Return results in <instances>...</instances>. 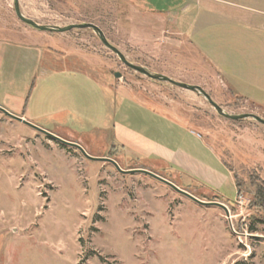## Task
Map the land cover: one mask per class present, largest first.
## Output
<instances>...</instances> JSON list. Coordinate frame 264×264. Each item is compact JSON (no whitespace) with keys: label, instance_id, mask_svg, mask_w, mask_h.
<instances>
[{"label":"rangeland","instance_id":"obj_1","mask_svg":"<svg viewBox=\"0 0 264 264\" xmlns=\"http://www.w3.org/2000/svg\"><path fill=\"white\" fill-rule=\"evenodd\" d=\"M17 2L44 27L94 24L133 65L248 116L220 115L198 90L127 67L91 28L37 29L17 17L14 0H0V58L10 65L5 80L25 86V118L119 168L0 111V264H264V207L254 200L264 190V123L250 116L264 120V110L226 92L171 16L132 0ZM133 97L184 119L198 138L159 136L160 120ZM115 121L162 144L179 167L148 158L149 144L140 153L115 145Z\"/></svg>","mask_w":264,"mask_h":264},{"label":"crops","instance_id":"obj_2","mask_svg":"<svg viewBox=\"0 0 264 264\" xmlns=\"http://www.w3.org/2000/svg\"><path fill=\"white\" fill-rule=\"evenodd\" d=\"M132 2L144 7V12L171 16L174 24H180L179 27L176 26L178 29L189 31V43L208 64L211 72L220 79L226 92L264 110V0H132ZM7 60L5 57L0 58L2 95L0 106L28 121L25 118V110L22 109L25 107L27 93L25 86L19 88L16 87L19 81L5 80L10 67ZM55 60L60 61V58ZM39 63L37 53L28 57L23 68L26 79L33 75ZM133 99L147 114L160 120V124L155 126L159 136L175 138L174 133L187 136L186 132L196 136L179 116H168L155 111L138 98ZM21 103L24 105L21 106ZM7 107H12V112ZM113 130L115 145L138 152V149L141 150L143 146L149 144L147 149L144 148L148 158H156L177 166L164 156L166 147L154 139L151 140L152 137L149 139L150 136L147 137L122 122H116ZM206 149L210 151L208 156L211 159L220 162L210 147L207 146ZM183 152L186 153L184 156L191 157L185 150Z\"/></svg>","mask_w":264,"mask_h":264},{"label":"water","instance_id":"obj_3","mask_svg":"<svg viewBox=\"0 0 264 264\" xmlns=\"http://www.w3.org/2000/svg\"><path fill=\"white\" fill-rule=\"evenodd\" d=\"M14 10H15V14L17 15V17H18L21 21H23V22H25V23H27V24H29V25H32L33 27H35V28H37V29H41V30H43V29H50V30H58V31H60V32H63V31L70 30V29H72V28H91L93 31H95V32L98 34L99 39L101 40V42L103 43V45H104L105 47H107L108 49H110L111 51H113V52L119 57V59L121 60V62H122L124 65H126L127 67H129V68H131V69H133V70H135V71H137V72H139V73H142V74H144V75H146V76H148V77H150V78H153V79H159V80L167 81V82H169V83L175 84V85H177V86H179V87L186 88V89H189V90H198L202 95H204V96L206 97V99L208 100V102L214 107V109L216 110V112H217L218 114H220V115H224V116H226V117H228V118H231V119L244 118V117H247V116H248L247 114H243V115L241 114V115H236V116L225 114V113L220 109V107L217 106V105H216V104L210 99V97H209V96L203 91L202 88H200V87H198V86L187 85V84H184V83H182V82L173 81L172 79H170V78H168V77H165V76H163V75H159V74H150V73H149L148 71H146L144 68H142V67H140V66H137V65H133L132 63L128 62V61L124 58V56L120 53V51H119L118 49H116L114 46H112L110 43H108V41H106V40L104 39V37H103L102 33L100 32V30H99L98 27L95 26L94 24H91V23L77 24V25L72 24V25H68V26H66V27H61V28H58V29H56V28H48V27H44V26L38 25V24L35 23L34 21H32V20H30V19H27V18L23 17V16L21 15L19 9H18V2H17V0H14ZM114 76H115V77H118V76H120V74H119V73H115ZM0 111H1L2 113H4L5 115H7V116H9V117H11V118H13V119H15V120H17V121L22 122V123H24V124H26V125L32 127L33 129H36V130H39V131L44 132L45 134L49 135L50 137H52V138H54V139H56V140H58V141H60V142H62V143H65V144H69V145L75 146V147L78 148V149L82 152V154H83L85 157H87V158L95 159V160H108V161H110L111 163H113V164L115 165L116 168H118V165L116 164L115 161H113V160H111V159H101V158L91 157V156L87 155L86 152L82 149V147H80L78 144H76V143H72V142L64 141V140H62L61 138L57 137L56 135H53V134H51V133H49V132H46V131H44V130L38 128L37 126H35V125L29 123L28 121H26V120L23 119L22 117H18V116H15V115L9 113L8 111H6V110H5L4 108H2L1 106H0ZM250 116H251L253 119H255L256 121H259V122H261V123H264V120L261 119L260 117L255 116V115H250ZM118 169H119V168H118ZM130 171H140V172H145V173L151 175L152 177H155L156 179L162 181L163 183L169 185L170 187H172V188H173L174 190H176L177 192H179V193H181V194H184L185 196L189 197L190 199H192V200H194V201H196V202H200L199 200H197L196 198H194L192 195H190L188 192L183 191V190L177 188V187H176L174 184H172L171 182H169V181H167V180L161 178L160 176L155 175V174H153V173H151V172H149V171H147V170H143V169H135V170H129V172H130ZM221 206H222V205H221Z\"/></svg>","mask_w":264,"mask_h":264},{"label":"trees","instance_id":"obj_4","mask_svg":"<svg viewBox=\"0 0 264 264\" xmlns=\"http://www.w3.org/2000/svg\"><path fill=\"white\" fill-rule=\"evenodd\" d=\"M254 200L258 203V205L264 207V190L262 188L258 189L257 193L255 194Z\"/></svg>","mask_w":264,"mask_h":264}]
</instances>
